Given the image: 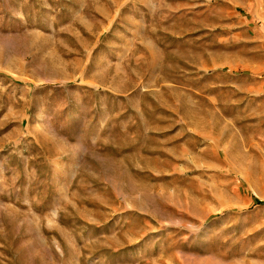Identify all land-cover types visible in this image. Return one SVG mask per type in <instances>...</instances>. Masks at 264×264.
<instances>
[{
    "label": "rangeland",
    "instance_id": "1",
    "mask_svg": "<svg viewBox=\"0 0 264 264\" xmlns=\"http://www.w3.org/2000/svg\"><path fill=\"white\" fill-rule=\"evenodd\" d=\"M0 264H264V0H0Z\"/></svg>",
    "mask_w": 264,
    "mask_h": 264
}]
</instances>
